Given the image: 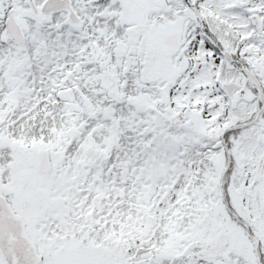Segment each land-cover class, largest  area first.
<instances>
[{
  "label": "snow or ice",
  "instance_id": "snow-or-ice-1",
  "mask_svg": "<svg viewBox=\"0 0 264 264\" xmlns=\"http://www.w3.org/2000/svg\"><path fill=\"white\" fill-rule=\"evenodd\" d=\"M0 264H264V0H0Z\"/></svg>",
  "mask_w": 264,
  "mask_h": 264
}]
</instances>
